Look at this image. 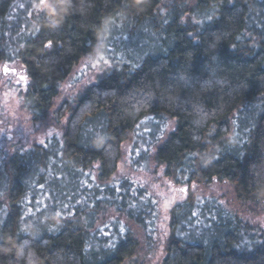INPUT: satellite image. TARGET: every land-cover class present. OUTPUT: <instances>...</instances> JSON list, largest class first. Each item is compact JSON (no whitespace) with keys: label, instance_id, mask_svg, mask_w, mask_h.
Segmentation results:
<instances>
[{"label":"trees","instance_id":"trees-1","mask_svg":"<svg viewBox=\"0 0 264 264\" xmlns=\"http://www.w3.org/2000/svg\"><path fill=\"white\" fill-rule=\"evenodd\" d=\"M124 34L158 51L113 56L62 100L75 68L108 36L124 51ZM12 64L44 137L25 142L0 106V264H264L249 221L264 214V0H0ZM163 179L230 196L191 193L164 233Z\"/></svg>","mask_w":264,"mask_h":264},{"label":"rangeland","instance_id":"rangeland-1","mask_svg":"<svg viewBox=\"0 0 264 264\" xmlns=\"http://www.w3.org/2000/svg\"><path fill=\"white\" fill-rule=\"evenodd\" d=\"M112 36L113 35L108 36L110 42L107 40L108 43L103 42L97 45L94 51L75 68L71 78L62 85V100L66 98L74 100L77 95L87 87L96 84L107 70L112 68V63L114 62V60H112V58L114 59L113 56L116 58L118 57V59H120V57H122V59H124V57L129 58L132 57V55L136 57L143 55L149 48L154 52H157L159 48L154 44H145L149 41L143 40L140 36L137 37L124 34L121 39L128 45L125 50L122 51L119 42H114V40L111 39ZM125 61L128 62L129 60ZM21 77H24V79L22 80ZM28 84L29 79L24 66L19 64L0 66V106L4 108L6 114L13 123V132L20 133V136L22 135L24 137L23 139L26 140L25 142L30 144L35 138L38 142H43L44 133L36 131L38 126L34 127L30 123L28 114L23 108V94H25ZM165 122L166 124L162 122L161 126H163L164 129H170L171 123L168 121ZM2 133H4V135H9L7 131H2ZM123 169L124 166L121 165L120 170L122 171ZM146 182H148V180ZM152 187L157 195V199L162 203L164 215L162 231L164 233L168 232L167 227L169 224L170 210L178 203L187 199L191 193L200 196L199 198L210 196L223 197L225 195L230 196L231 188L227 183L218 182L213 183L208 188L196 184L191 186L175 185L173 182L166 179L154 183ZM182 189H187V191H183ZM222 202L226 203L224 201ZM249 221L252 226L256 228V232L264 236V214L252 217ZM219 235L221 236L222 233L220 232ZM163 256L164 253L161 251L156 263L161 261Z\"/></svg>","mask_w":264,"mask_h":264},{"label":"snow or ice","instance_id":"snow-or-ice-1","mask_svg":"<svg viewBox=\"0 0 264 264\" xmlns=\"http://www.w3.org/2000/svg\"><path fill=\"white\" fill-rule=\"evenodd\" d=\"M40 3L41 4H43L44 3V0H40ZM52 46V43H51V41H49L48 42V44L47 45H45V47H51ZM21 79L23 80L24 79V77H21ZM183 191H187V189H182Z\"/></svg>","mask_w":264,"mask_h":264}]
</instances>
